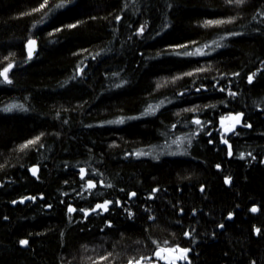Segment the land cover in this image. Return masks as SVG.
Listing matches in <instances>:
<instances>
[{"label": "trees", "instance_id": "16d2710c", "mask_svg": "<svg viewBox=\"0 0 264 264\" xmlns=\"http://www.w3.org/2000/svg\"><path fill=\"white\" fill-rule=\"evenodd\" d=\"M41 3L0 0V71L13 65L11 83L0 77V264H128L177 246L190 249L188 264H264V0H74L38 23ZM220 36L224 47L183 55ZM196 69L205 71L160 83ZM11 103L27 111L2 110ZM190 107L209 124L185 155H132L177 134ZM228 113H243V127L225 144ZM120 117L128 121L107 126ZM87 179L96 188L84 191ZM105 200L108 212L80 211Z\"/></svg>", "mask_w": 264, "mask_h": 264}, {"label": "snow or ice", "instance_id": "6c2138e0", "mask_svg": "<svg viewBox=\"0 0 264 264\" xmlns=\"http://www.w3.org/2000/svg\"><path fill=\"white\" fill-rule=\"evenodd\" d=\"M74 2V0H61L60 3L58 4H55L54 7H51V6H48V0H43V3H41L39 5V8L35 9L34 11H40L42 9H46V11L44 12V15L42 16L41 20L38 21V23H45L46 20L45 18L48 17L49 15H54L56 13L57 10H60V9H63L65 8L68 4ZM227 3L229 4H235L237 6L239 5H242L246 2V0H226ZM116 19L119 21L120 20V17H116ZM231 21L230 20H208V21H205V26L207 25H214V24H223V23H230ZM35 27V26H34ZM68 27H76V25H68ZM147 27L146 24L144 25H141L140 28L137 30V35H142L145 28ZM60 29H57V31H59ZM229 35H239V33H229ZM227 37L226 36H220L219 39H214L212 40L210 43H207V44H204L203 46L201 47H196L193 51H186L183 53V55H186V56H205V55H208L209 52L206 51V49H211L212 51H215V49L217 48H221V47H224V44L222 43V41L224 39H226ZM26 47L28 49V58L31 59L32 58V55H33V52L35 51L36 49V40L35 39H29L27 41V44H26ZM178 47H184V48H187V45H180ZM178 55L181 54V53H177ZM97 55H99V53H97ZM95 58V57H94ZM13 67L12 64H9L6 68H4L3 71H0V77H3V80L4 82L6 83H11L12 81L8 78V75L7 73L9 72V70ZM196 72H201V71H205V69H196L195 70ZM83 72V69H79L78 72H77V75H80L81 73ZM194 73L193 72H189V73H185L184 75H188V76H191L193 75ZM114 76H118L119 73H114L113 74ZM234 75H239V73H236ZM256 76V73H252L251 75L248 76V83H252L253 82V79L254 77ZM180 77H175L174 79H179ZM124 83H126V81H121L120 84H117L116 87H121ZM161 87V84H157V88ZM199 90V89H198ZM224 89H221V91H223ZM229 95L231 96H235L236 93L235 92H229ZM164 104V101H160L159 104H149L148 107L144 110V112L142 113V115H154L157 110H159ZM3 111H13V110H23V111H27V109L24 108V105L23 104H15V103H12V104H9L7 105L4 109H2ZM186 111H188L186 109ZM191 111H195V109H191ZM243 116L244 114L243 113H238L236 114L235 116L233 117H230V119L234 122L230 127H227L224 129V134L222 135V140H223V143L225 144H228V140L226 138H224L227 133L229 132H234L235 131V127L237 125H241L242 123V120H243ZM124 120L123 119H120V120H117V121H110L109 123H123ZM195 124L197 125H200L201 124V121L200 120H194L193 121ZM247 127H251V125H245ZM44 134L41 133L40 136H37L35 137L34 139L32 140H29L27 141L25 144L23 145H20V150H23V149H26L28 148L30 145H35L37 144L38 141H40L41 139V136H43ZM185 139H187L186 137H177L176 139L172 140L171 141V145H167L168 148H171L172 145H175L176 146V149L177 150H180L181 149V146L184 144L185 142ZM189 143H190V140H189ZM42 147V145H41ZM229 147V152H228V155L229 156H232L233 155V151H232V146L231 145H228ZM153 151L154 149H150L148 151H145V150H139L135 153H133L132 155H135L136 157H141V156H151L153 154ZM172 154H175V153H172ZM241 158H244V154L241 153ZM251 155V154H249ZM254 158V157H253ZM217 167H219V165H217ZM31 173L33 176H36L39 169L37 167H33L30 169ZM79 172H80V178L81 180H85L86 176H87V172H86V169L85 168H80L79 169ZM231 181V178L230 177H226L225 178V183L228 184L230 183ZM101 184H103V181H100ZM97 186V182L92 180V179H87L85 184L83 185V188H84V191H90L94 188H96ZM106 187H112L111 184H107ZM157 191V189H153V192ZM201 191H203V189H201ZM66 195V194H65ZM136 195L135 192L131 193L130 194V197H134ZM24 199H35L34 197H25ZM24 199H22L20 201V203H23L24 202ZM13 203H16V201H13ZM116 204H119V201H116L115 202ZM113 204V201H109V200H105L103 203H97L95 205L94 208L90 209V210H85V209H81L80 211H83L84 215L87 217L90 212H96L97 210H102L103 212H108L109 211V206ZM77 211V209L73 208L72 206L69 205L68 207V212L69 213H73ZM252 212H256L257 209L255 207H253L251 209ZM128 215L131 217L132 216V213L129 212ZM231 213H229V218H231ZM111 226V225H109ZM220 227H223V225H220ZM256 232L259 233L260 232V229H256ZM184 235L187 237L190 235L189 232H185ZM20 244L21 245H27L28 244V241L27 240H21L20 241ZM170 251L172 252H176V253H179L178 255H176L170 262L169 264H176L177 260H187L188 259V252L190 251V249H187V248H181L179 246L173 248V249H170ZM155 255L157 257L160 256V251L158 250ZM145 258L144 257H141V260H138L135 262V264H141V261L144 260ZM129 264H133L132 261H129Z\"/></svg>", "mask_w": 264, "mask_h": 264}, {"label": "rangeland", "instance_id": "374dc122", "mask_svg": "<svg viewBox=\"0 0 264 264\" xmlns=\"http://www.w3.org/2000/svg\"><path fill=\"white\" fill-rule=\"evenodd\" d=\"M218 25H220V24H214L213 26H218ZM136 33H137V31L134 34L137 37H139L140 35H137ZM26 44H27V42H26ZM194 49H195V47H194ZM194 49H192V50H194ZM191 72L194 73L191 76H188V75L175 76V77H180V78L179 79H174L175 77H173L172 79H170V81H168V80L165 79V80H161L160 83L165 82V85H167V84H170V83H173V82L176 83L178 80H180L183 77H192V78H194V76L196 74L195 73V70L194 71H191ZM185 92L186 93H189V91H185ZM179 93H181V92H179ZM179 95H181V94H179ZM151 104L155 105L157 103H151ZM148 105L145 107V109L148 107ZM204 108H207V106L204 107ZM191 109H195V111H191ZM187 110L188 111H186V109H183L181 112H182V114H191V117L189 119V122L188 123H184L183 121H180L181 124L178 125L179 128L177 130V134L173 135L174 134V132H173L174 127H172L170 134L166 138H164L161 141L160 144H157L154 147H150V148H147L146 147V148L143 149L145 151H148L150 149H154L153 154L150 157H154L155 158V157H162V156H176V157L183 156V155L186 154V148L185 147L189 144V140H191V137L193 135H198L199 133H201V132H203L205 130V128H206L205 125L209 124V122H202V119H200L199 113H200V110H202V109H199L197 107H190ZM236 114L237 113H228V114H225L222 117H220L219 118V127H218L219 129L218 130L220 132H222V130H224V128L226 126H231L232 120L230 119V117H233ZM147 116H150V115H142V113H141L137 117V119H142V118H145ZM120 119H123L124 122L123 123H108L107 126H119V125H122V124H124V123H126L128 121V118H121V117L118 118V119H115L114 121H117V120H120ZM196 119H198V120L201 121V124L200 125H197V124H195L193 122ZM177 137H186L187 138V139H185L184 144L181 146V149L180 150H177L175 145H172L171 148H168L167 145H171V141L174 140V139H176ZM172 153H175V154H172ZM38 174H39V172H38ZM181 248H184V247H181ZM170 249H173V248H166V249H163L162 248V249H159V251L160 250L161 251L170 250ZM155 253L152 254V255H150V256H141V257H144L145 258L144 260L141 261V264H159L160 263V261H159L160 259H157L156 258ZM189 253H190V251L188 252V255H189ZM141 257L139 256L137 259L133 260L132 261L133 264H135L136 261L141 260ZM186 262L188 263L189 262V259H187Z\"/></svg>", "mask_w": 264, "mask_h": 264}, {"label": "water", "instance_id": "95a60500", "mask_svg": "<svg viewBox=\"0 0 264 264\" xmlns=\"http://www.w3.org/2000/svg\"><path fill=\"white\" fill-rule=\"evenodd\" d=\"M26 51H27V55H28V49H27V47H26ZM36 51H37V43H36V49H35V51L33 52V55H32V58L36 55ZM31 58V59H32ZM197 120V119H196ZM234 122L232 121V124H233ZM231 124V125H232ZM240 125H237L236 127H235V129H237L238 127H239ZM227 127H230V126H226L225 128H227ZM224 128V129H225ZM223 132H224V130H223ZM34 167H37L38 169H39V167L38 166H34ZM33 168V167H32ZM29 172H30V175H31V177H33V178H37V175H38V173H37V175L36 176H33L32 175V173H31V171L29 170ZM39 172V171H38ZM131 194V193H130ZM135 197V196H134ZM134 197H131L130 199H132V198H134ZM256 208V207H255ZM252 209V208H251ZM251 209H250V213L251 214H256L257 213V211L256 212H252L251 211ZM257 209V208H256ZM229 219H231V218H229ZM228 219V220H229ZM179 253H176V252H172V251H170V250H164V251H161L160 250V256L159 257H157L156 256V258L157 259H160V261H161V263H166V264H169V262L176 256V255H178ZM184 263V260H177V262H176V264H183Z\"/></svg>", "mask_w": 264, "mask_h": 264}, {"label": "flooded vegetation", "instance_id": "af4514ba", "mask_svg": "<svg viewBox=\"0 0 264 264\" xmlns=\"http://www.w3.org/2000/svg\"><path fill=\"white\" fill-rule=\"evenodd\" d=\"M238 114V113H237ZM232 124V123H231ZM240 127H243V120H242V123H241V125L237 128V129H239ZM237 129H235V130H237ZM230 133H233V132H229V133H227V135L226 136H228V134H230ZM224 134V132H223V130H222V132L220 133V138L222 139V135ZM226 136H225V138H226ZM187 256H188V254H187ZM160 261V260H159ZM159 264H166V263H161V261H160V263ZM183 264H188L187 262H186V260H184V263Z\"/></svg>", "mask_w": 264, "mask_h": 264}, {"label": "bare ground", "instance_id": "6f19581e", "mask_svg": "<svg viewBox=\"0 0 264 264\" xmlns=\"http://www.w3.org/2000/svg\"><path fill=\"white\" fill-rule=\"evenodd\" d=\"M32 167H34V166H32ZM30 170V169H29Z\"/></svg>", "mask_w": 264, "mask_h": 264}]
</instances>
